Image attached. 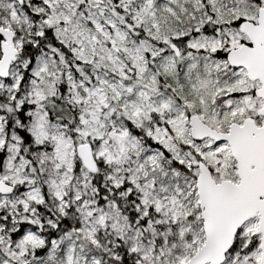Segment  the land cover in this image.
Masks as SVG:
<instances>
[{
	"label": "snow or ice",
	"instance_id": "6c2138e0",
	"mask_svg": "<svg viewBox=\"0 0 264 264\" xmlns=\"http://www.w3.org/2000/svg\"><path fill=\"white\" fill-rule=\"evenodd\" d=\"M0 264H264V0H0Z\"/></svg>",
	"mask_w": 264,
	"mask_h": 264
}]
</instances>
